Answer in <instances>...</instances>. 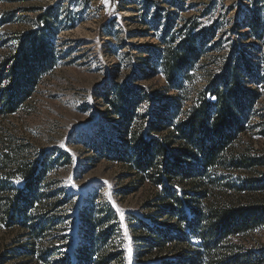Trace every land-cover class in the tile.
Returning a JSON list of instances; mask_svg holds the SVG:
<instances>
[{"label": "rangeland", "instance_id": "rangeland-1", "mask_svg": "<svg viewBox=\"0 0 264 264\" xmlns=\"http://www.w3.org/2000/svg\"><path fill=\"white\" fill-rule=\"evenodd\" d=\"M187 18L214 30L186 83L191 97L225 75L234 52L252 56L255 67L244 86L259 95L250 128L231 148L236 152L251 143L264 153V0H0V75L22 46L39 52L42 46L51 60L29 82L30 95L17 110L0 114V154L13 145L19 161L45 171L39 186L44 195L32 222L48 226L45 241L56 248L47 263L38 256L41 244L29 228L0 227V255L8 258L4 264H81L86 251L80 248L93 241L90 225L97 242L93 260L102 264L184 263L179 254L190 248L186 238L162 247L147 239V226L176 225L175 219L158 216L159 207L152 204L156 189L140 185L130 163L111 153L110 146L120 148L122 137L105 94L112 97L119 87L146 96L163 93L162 67L144 49L160 50L172 37L178 43ZM9 72L0 93L16 79ZM151 108L145 98L133 129L148 127ZM253 174L258 175L223 162L214 165L209 170L216 181L213 200L224 204L264 197L263 191L244 186ZM103 235L101 242L97 238ZM233 241L243 251L264 248V225ZM222 252H230L228 243Z\"/></svg>", "mask_w": 264, "mask_h": 264}, {"label": "trees", "instance_id": "trees-1", "mask_svg": "<svg viewBox=\"0 0 264 264\" xmlns=\"http://www.w3.org/2000/svg\"><path fill=\"white\" fill-rule=\"evenodd\" d=\"M254 22L259 26L258 21ZM213 33L212 27L200 28L198 22L187 18L179 29L178 43L175 44L176 38L172 37L165 39L160 50L144 49L152 51L156 67H162L163 93L146 96L119 87L114 96L105 94L120 120L118 131L122 137L120 148L110 146V149L116 158L130 163L140 185L149 183L156 189L152 204L159 207L158 216L175 219L176 225L147 226V239L156 246L186 238L190 248L180 252L182 264H264V248L243 251L241 244L233 241L264 225V197L220 204L212 198L216 181L209 175L210 168L220 162L256 172L259 176H247L244 186L264 192V172L261 171L264 153L251 143L236 152L231 148L250 128L253 104L259 95L257 89L244 86V79L251 78L255 67L250 60L252 56L234 52L227 59L225 75L198 90L193 97L186 86ZM43 51L42 46L40 52L22 46L12 65L2 72L0 83L8 71V75L16 79L10 88L0 93V114L16 111L30 95L29 82L51 61ZM21 79L25 80L24 85ZM171 90L174 94L164 96ZM145 98L151 101L154 118L144 131L133 129L134 118L142 116L138 107ZM163 129L166 130L163 136L151 135ZM8 147L0 154V227L29 228L41 244L36 250L38 256L48 263L56 252V248L45 241L48 226L32 222L35 204L44 195L39 186L45 171L31 162L19 161V149L10 144ZM92 233L90 225L88 235L93 241L80 248L86 251L81 252V264L105 262L99 258L93 260L97 242ZM105 237L97 239L102 242ZM226 243L229 253L222 252ZM7 261L2 253L0 264Z\"/></svg>", "mask_w": 264, "mask_h": 264}]
</instances>
